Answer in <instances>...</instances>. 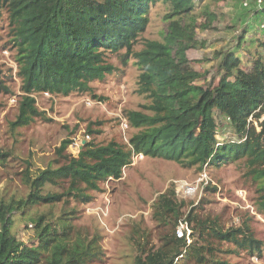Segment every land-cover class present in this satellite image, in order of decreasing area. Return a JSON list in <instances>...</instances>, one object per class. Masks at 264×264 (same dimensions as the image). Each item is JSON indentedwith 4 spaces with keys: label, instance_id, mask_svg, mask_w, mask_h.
<instances>
[{
    "label": "trees",
    "instance_id": "trees-1",
    "mask_svg": "<svg viewBox=\"0 0 264 264\" xmlns=\"http://www.w3.org/2000/svg\"><path fill=\"white\" fill-rule=\"evenodd\" d=\"M200 12L209 15L207 9ZM152 14L162 15L166 33L135 51ZM197 16L195 0H0V32L7 33L15 50L22 93L10 132L47 121L34 94L92 93V83L116 71L110 55L124 65L134 60L137 93L147 101L145 112L126 113L136 130L128 145L86 142L73 156L67 153L72 140L66 139L56 149L59 161L54 165L32 172L25 162L21 183L26 194L0 197V264L101 262V236L72 225L75 211L65 207L89 203V192L121 180L135 156L175 162L184 169L238 165L262 184L256 207L264 215V120L255 125L264 115V54L257 50L244 66L236 54H223L221 77L197 84L200 75L186 55L201 44L195 30L205 28L196 23ZM258 46L264 50L263 42ZM4 79L0 72V92L8 94ZM215 113L229 121L235 140L218 139ZM7 158L14 157L0 152V163ZM59 205L63 208L56 214ZM186 206L174 187L157 197L151 209L162 233L159 245H151L148 235L134 240L131 264H229L228 255H262L263 243L247 221L224 229L192 205L186 212ZM15 214L32 223L35 241L17 238ZM179 223L187 225L188 236L178 230Z\"/></svg>",
    "mask_w": 264,
    "mask_h": 264
},
{
    "label": "rangeland",
    "instance_id": "rangeland-1",
    "mask_svg": "<svg viewBox=\"0 0 264 264\" xmlns=\"http://www.w3.org/2000/svg\"><path fill=\"white\" fill-rule=\"evenodd\" d=\"M195 3L196 23L205 29L195 30L200 47L188 50L186 55L190 68L200 75L197 84L221 77L218 65L223 54H236L243 66L257 50L264 54L258 46L259 42L264 43V0L261 3L253 0L248 6H244L243 0H195ZM203 8L209 15L201 14ZM161 33H166L162 15L152 14L134 50H140L145 41H160ZM6 34L0 32V72L10 93L0 92V152L14 158L0 163V197L26 194L21 183L25 162L31 164L32 172L54 165L55 160L59 161L56 149L63 140H72L67 153L73 156H77L86 142L105 145L115 141L128 145V139L136 130L130 128L126 113L145 112L143 107L147 101L144 95L137 93L139 72L134 60L124 65L120 58L111 55L108 61L116 71L103 81L92 83V93L68 97L34 94L36 106L45 113L47 121L37 120L10 132L9 124L15 119L22 93L16 76L15 50ZM215 118L218 139L235 140L229 121L217 113ZM263 120L264 115L255 125ZM170 187H174L177 199L187 204L186 212L192 205L201 217L217 219L224 229L247 221L255 238L263 243L262 255L240 252L228 255L227 261L229 264H264V215L256 207L262 184L246 177L245 169L238 165L184 169L175 162L135 156L131 165L123 170L121 180L102 184L99 192H89L92 197L89 203L71 202L65 209L75 211L72 225L89 235L101 236L103 257L96 264H131L134 240L140 241V236L148 235L151 245H159L162 233L152 220L151 206ZM62 208L59 205L54 212L59 214ZM14 220L17 238L28 244L35 241L32 223L21 219L19 214L14 215Z\"/></svg>",
    "mask_w": 264,
    "mask_h": 264
},
{
    "label": "built area",
    "instance_id": "built-area-1",
    "mask_svg": "<svg viewBox=\"0 0 264 264\" xmlns=\"http://www.w3.org/2000/svg\"><path fill=\"white\" fill-rule=\"evenodd\" d=\"M253 0H243L244 2V6H248L250 2H252ZM263 0H256L257 3H261ZM179 231H186L187 233H189V230L187 228V225L185 223H179Z\"/></svg>",
    "mask_w": 264,
    "mask_h": 264
},
{
    "label": "clouds",
    "instance_id": "clouds-1",
    "mask_svg": "<svg viewBox=\"0 0 264 264\" xmlns=\"http://www.w3.org/2000/svg\"><path fill=\"white\" fill-rule=\"evenodd\" d=\"M140 157H142V156H140Z\"/></svg>",
    "mask_w": 264,
    "mask_h": 264
}]
</instances>
